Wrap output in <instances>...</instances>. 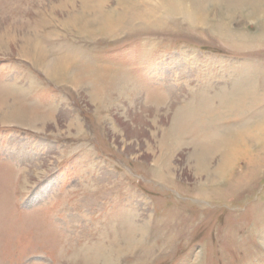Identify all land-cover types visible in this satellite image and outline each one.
Instances as JSON below:
<instances>
[{"label": "rangeland", "instance_id": "obj_1", "mask_svg": "<svg viewBox=\"0 0 264 264\" xmlns=\"http://www.w3.org/2000/svg\"><path fill=\"white\" fill-rule=\"evenodd\" d=\"M0 264H264V0H0Z\"/></svg>", "mask_w": 264, "mask_h": 264}, {"label": "bare ground", "instance_id": "obj_2", "mask_svg": "<svg viewBox=\"0 0 264 264\" xmlns=\"http://www.w3.org/2000/svg\"><path fill=\"white\" fill-rule=\"evenodd\" d=\"M218 1V0H217ZM223 2V1H222ZM60 68V66H57V65H55V67H54V71H56V72H58V71H62V68L60 69V70H58ZM58 70V71H57ZM175 121V120H174ZM238 140H234L232 143H231V145H229V153L227 154V156L229 157V156H232L233 154H234V151L236 150L235 148H237L236 146H235V144H237L238 142H237ZM224 145V144H223ZM232 145L234 146L232 149H234V150H232V149H230L231 147H232ZM225 146H227V144L225 145ZM237 151V150H236ZM236 153V152H235ZM227 157V158H228ZM233 157V156H232ZM229 159V158H228Z\"/></svg>", "mask_w": 264, "mask_h": 264}]
</instances>
